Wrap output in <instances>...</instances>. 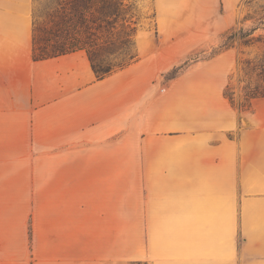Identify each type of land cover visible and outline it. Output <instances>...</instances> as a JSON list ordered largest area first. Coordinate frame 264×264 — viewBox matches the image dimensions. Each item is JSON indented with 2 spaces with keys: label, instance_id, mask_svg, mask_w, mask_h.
<instances>
[{
  "label": "crops",
  "instance_id": "obj_1",
  "mask_svg": "<svg viewBox=\"0 0 264 264\" xmlns=\"http://www.w3.org/2000/svg\"><path fill=\"white\" fill-rule=\"evenodd\" d=\"M32 8L0 0V264H264V97L241 116L219 55L160 92L139 52L33 60Z\"/></svg>",
  "mask_w": 264,
  "mask_h": 264
},
{
  "label": "rangeland",
  "instance_id": "obj_2",
  "mask_svg": "<svg viewBox=\"0 0 264 264\" xmlns=\"http://www.w3.org/2000/svg\"><path fill=\"white\" fill-rule=\"evenodd\" d=\"M31 1L32 7L35 6L34 0ZM133 1L136 7L134 39L137 51L142 57L159 58L160 66L164 68L155 74L157 92L166 89L187 71L197 69L208 59L219 55L213 72H226L222 88L224 90L228 85L231 100L226 98L241 116L252 111V104L251 109H244L247 101L243 88L247 83L255 85L261 76L264 0ZM238 28L249 34L247 43L235 39L232 47L216 54L223 35ZM245 60L250 62L248 74L242 69ZM32 154V151L27 152V156ZM132 264L149 263L141 260Z\"/></svg>",
  "mask_w": 264,
  "mask_h": 264
},
{
  "label": "trees",
  "instance_id": "obj_3",
  "mask_svg": "<svg viewBox=\"0 0 264 264\" xmlns=\"http://www.w3.org/2000/svg\"><path fill=\"white\" fill-rule=\"evenodd\" d=\"M34 5L33 60L84 50L97 79L138 60L134 39L136 7L133 0H34ZM248 35L242 28L230 30L223 35L216 54L232 47L235 39L247 43ZM249 64L248 60L243 62L242 69L246 74L249 73ZM259 80L255 85L247 83L243 88L247 101L245 110L251 109L253 98L264 97V55ZM227 87L223 94L231 100Z\"/></svg>",
  "mask_w": 264,
  "mask_h": 264
}]
</instances>
